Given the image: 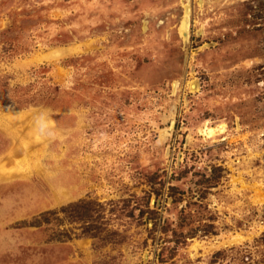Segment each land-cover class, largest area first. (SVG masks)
Instances as JSON below:
<instances>
[{
    "label": "rangeland",
    "instance_id": "obj_1",
    "mask_svg": "<svg viewBox=\"0 0 264 264\" xmlns=\"http://www.w3.org/2000/svg\"><path fill=\"white\" fill-rule=\"evenodd\" d=\"M0 264H264V0H0Z\"/></svg>",
    "mask_w": 264,
    "mask_h": 264
},
{
    "label": "bare ground",
    "instance_id": "obj_2",
    "mask_svg": "<svg viewBox=\"0 0 264 264\" xmlns=\"http://www.w3.org/2000/svg\"><path fill=\"white\" fill-rule=\"evenodd\" d=\"M31 123V122H30ZM32 128V127H31ZM209 130H208V132H212V129H210V128H208ZM9 168V167H8ZM18 172V171H17ZM7 174V173H6Z\"/></svg>",
    "mask_w": 264,
    "mask_h": 264
}]
</instances>
